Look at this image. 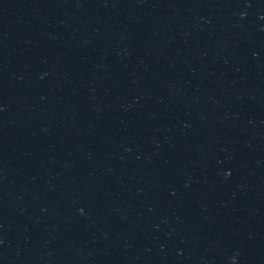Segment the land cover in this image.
<instances>
[{"label":"water","instance_id":"obj_1","mask_svg":"<svg viewBox=\"0 0 264 264\" xmlns=\"http://www.w3.org/2000/svg\"><path fill=\"white\" fill-rule=\"evenodd\" d=\"M0 264H264V0H0Z\"/></svg>","mask_w":264,"mask_h":264}]
</instances>
